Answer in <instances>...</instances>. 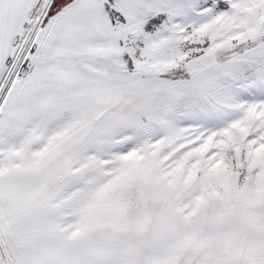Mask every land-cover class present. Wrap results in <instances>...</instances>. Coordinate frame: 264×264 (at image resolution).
Segmentation results:
<instances>
[{"label": "snow or ice", "instance_id": "1", "mask_svg": "<svg viewBox=\"0 0 264 264\" xmlns=\"http://www.w3.org/2000/svg\"><path fill=\"white\" fill-rule=\"evenodd\" d=\"M0 264H264V0H0Z\"/></svg>", "mask_w": 264, "mask_h": 264}]
</instances>
